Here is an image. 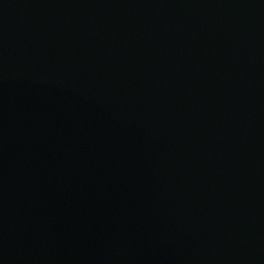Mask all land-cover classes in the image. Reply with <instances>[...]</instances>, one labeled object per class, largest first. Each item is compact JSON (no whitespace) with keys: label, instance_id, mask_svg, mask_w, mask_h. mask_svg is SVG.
Segmentation results:
<instances>
[{"label":"water","instance_id":"1","mask_svg":"<svg viewBox=\"0 0 264 264\" xmlns=\"http://www.w3.org/2000/svg\"><path fill=\"white\" fill-rule=\"evenodd\" d=\"M0 264H264V0H0Z\"/></svg>","mask_w":264,"mask_h":264}]
</instances>
